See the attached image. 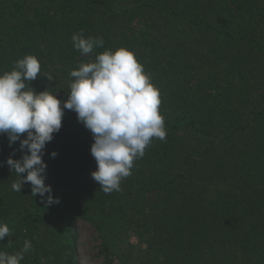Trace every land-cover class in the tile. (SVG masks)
I'll use <instances>...</instances> for the list:
<instances>
[{
  "label": "trees",
  "instance_id": "1",
  "mask_svg": "<svg viewBox=\"0 0 264 264\" xmlns=\"http://www.w3.org/2000/svg\"><path fill=\"white\" fill-rule=\"evenodd\" d=\"M81 32L103 47L74 49ZM121 47L160 91L166 140L106 194L91 177L92 134L65 110L43 156L60 202L46 206L30 182L12 190L6 160L23 153L0 135V222L12 232L0 251L29 240L21 264H79L71 228L82 219L98 230L105 264L130 237L131 264H264V0H0V75L34 55L36 92L66 100L71 70Z\"/></svg>",
  "mask_w": 264,
  "mask_h": 264
},
{
  "label": "clouds",
  "instance_id": "2",
  "mask_svg": "<svg viewBox=\"0 0 264 264\" xmlns=\"http://www.w3.org/2000/svg\"><path fill=\"white\" fill-rule=\"evenodd\" d=\"M72 43L82 54L104 45L102 38L85 37L82 32L73 34ZM40 72L39 59L29 54L15 61L10 72L0 75V135H7L10 147L19 141L23 153L20 159L10 155L6 160L17 176L12 190L21 193L30 182L32 197L39 195L46 206L60 202L52 195L51 185L45 183L43 156L47 143L62 127L65 110H71L92 134L90 152L97 164L92 179L106 194L120 191L121 181L132 174L134 161L143 158L154 139L165 141L167 136L165 117L159 110L160 91L143 64L129 49H107L94 61L70 71L73 80L63 101L48 88L36 92L29 86ZM46 77L53 80L51 75ZM50 155L55 158L57 153ZM6 236L10 238L12 232L8 224L0 222V241ZM31 250V241L25 240L14 254L0 251V264H21Z\"/></svg>",
  "mask_w": 264,
  "mask_h": 264
},
{
  "label": "rangeland",
  "instance_id": "3",
  "mask_svg": "<svg viewBox=\"0 0 264 264\" xmlns=\"http://www.w3.org/2000/svg\"><path fill=\"white\" fill-rule=\"evenodd\" d=\"M71 229L77 236L74 246L77 262L79 264H105L106 258L102 251V240L99 237L98 230L82 219H78ZM136 245H138V241L135 237H130L127 242L121 244L119 249L123 251V255L122 257L112 255V264H121L122 261L125 262L124 264H131L137 255V249H131V246Z\"/></svg>",
  "mask_w": 264,
  "mask_h": 264
}]
</instances>
